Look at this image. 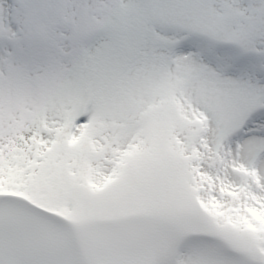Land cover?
I'll list each match as a JSON object with an SVG mask.
<instances>
[{
	"label": "snow or ice",
	"instance_id": "obj_1",
	"mask_svg": "<svg viewBox=\"0 0 264 264\" xmlns=\"http://www.w3.org/2000/svg\"><path fill=\"white\" fill-rule=\"evenodd\" d=\"M0 264H264V0H0Z\"/></svg>",
	"mask_w": 264,
	"mask_h": 264
}]
</instances>
